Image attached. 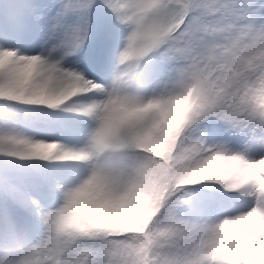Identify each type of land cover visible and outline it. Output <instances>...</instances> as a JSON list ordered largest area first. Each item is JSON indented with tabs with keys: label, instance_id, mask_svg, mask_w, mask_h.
<instances>
[{
	"label": "snow or ice",
	"instance_id": "1",
	"mask_svg": "<svg viewBox=\"0 0 264 264\" xmlns=\"http://www.w3.org/2000/svg\"><path fill=\"white\" fill-rule=\"evenodd\" d=\"M0 19V264H264V0Z\"/></svg>",
	"mask_w": 264,
	"mask_h": 264
},
{
	"label": "rangeland",
	"instance_id": "2",
	"mask_svg": "<svg viewBox=\"0 0 264 264\" xmlns=\"http://www.w3.org/2000/svg\"><path fill=\"white\" fill-rule=\"evenodd\" d=\"M4 25V22L2 20H0V28H2Z\"/></svg>",
	"mask_w": 264,
	"mask_h": 264
},
{
	"label": "trees",
	"instance_id": "3",
	"mask_svg": "<svg viewBox=\"0 0 264 264\" xmlns=\"http://www.w3.org/2000/svg\"><path fill=\"white\" fill-rule=\"evenodd\" d=\"M0 20H2V19H0ZM3 21V20H2ZM4 22V21H3Z\"/></svg>",
	"mask_w": 264,
	"mask_h": 264
}]
</instances>
